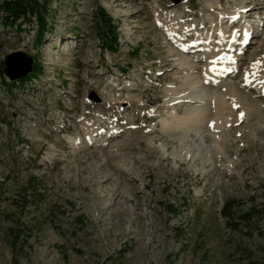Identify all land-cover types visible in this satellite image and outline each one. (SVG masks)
<instances>
[{
  "label": "rangeland",
  "instance_id": "374dc122",
  "mask_svg": "<svg viewBox=\"0 0 264 264\" xmlns=\"http://www.w3.org/2000/svg\"><path fill=\"white\" fill-rule=\"evenodd\" d=\"M3 1L0 264H264V0ZM199 92L223 128L181 125Z\"/></svg>",
  "mask_w": 264,
  "mask_h": 264
},
{
  "label": "bare ground",
  "instance_id": "6f19581e",
  "mask_svg": "<svg viewBox=\"0 0 264 264\" xmlns=\"http://www.w3.org/2000/svg\"><path fill=\"white\" fill-rule=\"evenodd\" d=\"M211 9H213L212 6L208 7V10H211ZM185 47H186L185 52H193L194 51L193 50L194 47L189 48V47H192V45L191 46L186 45ZM177 54L178 55L170 56L167 59V62L163 65L164 69L168 72L167 74L165 73L166 76H168V77L170 75L169 73L172 71H180V72H186L187 71V69H185L186 68L185 65H180V64H185L184 63L185 62L184 61L185 56L181 53H177ZM230 68H231V66H229V64L227 62H225V60H222L221 67L219 70L220 76L225 75V73H227V71H230ZM226 69H228V70L226 71ZM221 72H225V73L222 74ZM228 94L233 98V104L237 105V103L241 101L240 93H239L237 87H235V86L230 87L228 89ZM184 96H187L186 102H203V101L208 100L209 98H212V100H214L215 107L217 108V111L215 113H213L214 114L213 115L211 113L208 114V111H205L204 108L201 106L194 107V109L191 112H188L187 120H185V121L183 120L181 125H183V126L187 125V126H193V127H196L195 125H198V127H199V125L202 124V122L204 120L210 119L211 120V128L218 130V129L223 128V126H225L231 120V114H228L230 112L225 111L226 106L224 104L225 98H224L223 94L216 93L212 97H209L206 94H204L203 92H199L197 95L188 94V95H184ZM156 100H159V99H156ZM175 104H178V102H175L172 105L174 106ZM165 107H166V105H165ZM156 117L158 118V116H152L151 117L152 121H154V122L157 121ZM213 122H215L214 126H213ZM236 122L238 124H241L243 122V120L240 118V116H238L236 118ZM192 124H195V125H192ZM114 131H113V133L115 134L117 132V129L114 128ZM95 146H97V145L95 144L94 140L89 142L88 147L93 148Z\"/></svg>",
  "mask_w": 264,
  "mask_h": 264
},
{
  "label": "trees",
  "instance_id": "16d2710c",
  "mask_svg": "<svg viewBox=\"0 0 264 264\" xmlns=\"http://www.w3.org/2000/svg\"><path fill=\"white\" fill-rule=\"evenodd\" d=\"M3 2L5 4L6 10H12L14 12H17V8L21 6V3H19L16 0H4ZM47 12H48V2L45 4L43 12L37 16L38 19L40 20L39 26L43 30L46 29V26L48 25L47 16H46ZM116 29L117 28H115V30ZM136 51H137V53H139V49H136ZM0 73H2V70H0ZM30 77H31V75L24 77V79H27ZM231 208H232V203L226 202V204L223 206V208L221 210L222 216L225 218L230 217V209ZM257 209L258 208H250L249 211L245 212L243 215H237L238 216L237 219L236 218L233 219V220H235V225L240 224V222H242L244 220H250L255 213L259 212V210H257Z\"/></svg>",
  "mask_w": 264,
  "mask_h": 264
},
{
  "label": "water",
  "instance_id": "95a60500",
  "mask_svg": "<svg viewBox=\"0 0 264 264\" xmlns=\"http://www.w3.org/2000/svg\"><path fill=\"white\" fill-rule=\"evenodd\" d=\"M15 56H21V59L23 60V64L21 65L20 63V67L19 65L14 66L12 58ZM31 63L32 59L27 54L16 52L8 55L6 58L4 71L11 79H15L28 74L31 70Z\"/></svg>",
  "mask_w": 264,
  "mask_h": 264
},
{
  "label": "snow or ice",
  "instance_id": "6c2138e0",
  "mask_svg": "<svg viewBox=\"0 0 264 264\" xmlns=\"http://www.w3.org/2000/svg\"><path fill=\"white\" fill-rule=\"evenodd\" d=\"M221 59H223V57H221ZM230 59V61H231V63H235V60H232L231 58H229ZM213 63L215 64V63H217V61H213ZM261 63H264V60H258V61H256V62H254V64L252 65V67L255 69V68H257ZM214 71H215V69H213ZM228 69H226V71H227ZM249 75H256V73L255 72H253V73H251V74H248V73H246V75H245V80H246V82H250L249 80H248V76ZM206 82H207V80H206ZM260 83H261V85L262 86H264V80H262V81H260ZM234 107H239V105H235L234 104ZM243 117H244V113H240V118L241 119H243ZM214 123L215 122H213V126H214Z\"/></svg>",
  "mask_w": 264,
  "mask_h": 264
}]
</instances>
